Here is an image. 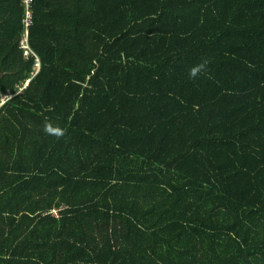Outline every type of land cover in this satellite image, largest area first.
Wrapping results in <instances>:
<instances>
[{
	"label": "trees",
	"instance_id": "trees-1",
	"mask_svg": "<svg viewBox=\"0 0 264 264\" xmlns=\"http://www.w3.org/2000/svg\"><path fill=\"white\" fill-rule=\"evenodd\" d=\"M22 18L0 0V264H264V0H34L39 70Z\"/></svg>",
	"mask_w": 264,
	"mask_h": 264
},
{
	"label": "built area",
	"instance_id": "built-area-1",
	"mask_svg": "<svg viewBox=\"0 0 264 264\" xmlns=\"http://www.w3.org/2000/svg\"><path fill=\"white\" fill-rule=\"evenodd\" d=\"M21 6L23 8V18H22V27H23V36L19 44V48L23 51V56L28 58L29 56H34L35 62L34 67L38 70L40 69V58L34 54L28 43L29 29L33 25L34 21V0H21ZM7 97L2 98L1 105H4ZM53 214L58 216V210H54Z\"/></svg>",
	"mask_w": 264,
	"mask_h": 264
},
{
	"label": "clouds",
	"instance_id": "clouds-1",
	"mask_svg": "<svg viewBox=\"0 0 264 264\" xmlns=\"http://www.w3.org/2000/svg\"><path fill=\"white\" fill-rule=\"evenodd\" d=\"M207 61H202L199 65L195 66L193 69L190 70V78L195 79L196 76L201 73L202 71H206ZM45 131L49 133H55L57 136L63 135V130L61 129H53L50 125L45 126Z\"/></svg>",
	"mask_w": 264,
	"mask_h": 264
}]
</instances>
